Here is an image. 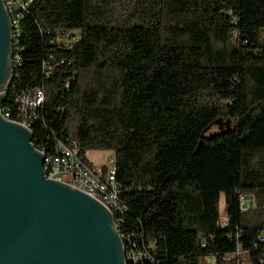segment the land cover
<instances>
[{"label":"trees","instance_id":"trees-1","mask_svg":"<svg viewBox=\"0 0 264 264\" xmlns=\"http://www.w3.org/2000/svg\"><path fill=\"white\" fill-rule=\"evenodd\" d=\"M18 26L5 100L39 83L33 143L111 150L126 264H264V0H29Z\"/></svg>","mask_w":264,"mask_h":264},{"label":"water","instance_id":"water-1","mask_svg":"<svg viewBox=\"0 0 264 264\" xmlns=\"http://www.w3.org/2000/svg\"><path fill=\"white\" fill-rule=\"evenodd\" d=\"M9 16L0 0V103L8 81ZM30 130L0 116V264H125L100 201L44 177Z\"/></svg>","mask_w":264,"mask_h":264},{"label":"built area","instance_id":"built-area-1","mask_svg":"<svg viewBox=\"0 0 264 264\" xmlns=\"http://www.w3.org/2000/svg\"><path fill=\"white\" fill-rule=\"evenodd\" d=\"M29 0H2L3 6L9 16L10 25V51H9V72L8 81L4 90V99L0 103V116L15 121L30 130V124L38 116L37 111L43 100L42 85L25 84L14 91L9 100H5L8 83L16 75V67L19 65V26L18 17L20 10L26 8ZM60 32V31H59ZM68 32L65 31L64 34ZM61 33V32H60ZM59 35V34H56ZM58 37V36H57ZM59 39V38H56ZM62 60L59 59V62ZM53 63L49 58L42 60L40 70L46 76L51 70ZM2 88H0V91ZM7 101V102H6ZM31 138V132H30ZM30 143L33 148L38 149L42 154L41 170L44 177L62 180L80 190L91 195L107 207L112 216V223L122 242L125 264L128 260H136L139 256L132 249L124 246L125 237L117 230V222L120 220L121 212L125 209L118 198L119 183L114 177V166L112 156L109 155L107 164L94 166L87 164L77 152V146L73 141H68V137L59 138L51 135L49 144ZM252 204L251 194H238V205L245 208ZM220 219V217H219ZM220 219V225L224 223ZM258 241L264 242V234L256 235Z\"/></svg>","mask_w":264,"mask_h":264},{"label":"rangeland","instance_id":"rangeland-1","mask_svg":"<svg viewBox=\"0 0 264 264\" xmlns=\"http://www.w3.org/2000/svg\"><path fill=\"white\" fill-rule=\"evenodd\" d=\"M219 124L213 123L212 125H210V127L208 128L209 131H213L216 128H218ZM85 156L90 160V163L94 166H98V165H105L107 164V159L108 156L111 154V150L108 148H86L84 151ZM218 210H219V215H220V219H223V195L220 192L218 195ZM240 256L242 257L243 254H240Z\"/></svg>","mask_w":264,"mask_h":264}]
</instances>
